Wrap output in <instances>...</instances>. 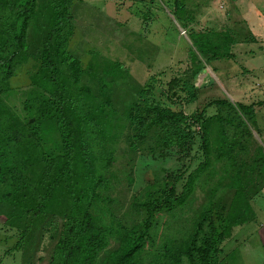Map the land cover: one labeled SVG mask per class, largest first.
<instances>
[{"label": "trees", "instance_id": "1", "mask_svg": "<svg viewBox=\"0 0 264 264\" xmlns=\"http://www.w3.org/2000/svg\"><path fill=\"white\" fill-rule=\"evenodd\" d=\"M73 3L0 0V217L19 234L13 251H34L35 240L38 246L47 236L48 264H218L233 229L256 220L250 203L264 189V151L249 143L252 106L217 99L188 116L140 91L120 117L102 100L107 83L101 80L97 92L83 84L90 70L71 54ZM184 11L176 0L173 15L186 31ZM188 37L190 73L166 93L191 104L199 91L192 81L204 65L231 55L225 36ZM22 70L28 84L19 114L7 99ZM120 73L114 64L106 74ZM212 107L215 114L206 115ZM126 132L132 135L122 142ZM121 143L128 164L172 150L181 163L139 192L132 163L123 175L132 218L124 222L111 211L110 196ZM197 190L207 194L195 211ZM225 193L228 203L220 204Z\"/></svg>", "mask_w": 264, "mask_h": 264}, {"label": "rangeland", "instance_id": "2", "mask_svg": "<svg viewBox=\"0 0 264 264\" xmlns=\"http://www.w3.org/2000/svg\"><path fill=\"white\" fill-rule=\"evenodd\" d=\"M175 2L74 0L71 11L77 31L70 48L72 56L90 70L84 76L83 84L97 92L101 80L107 83L102 100L109 101L120 117L137 101L140 91L148 92L149 102L188 116L217 99L226 98L233 104L252 106L254 115L248 126L252 136L249 143L258 144L264 151V0H180L186 7L181 15L188 24L186 31L181 29L173 15ZM231 29L235 33L231 41L247 34L258 42L248 40L247 44L236 45L234 60L205 64L202 72H206L191 80L199 90L197 99L191 104L171 98L166 90L170 86L177 89L174 84L185 79L191 70L189 50L192 44L188 35L211 32L222 38ZM229 38L230 35L226 36L225 41ZM224 52L229 50L226 48ZM114 64L121 67L116 78L106 74ZM27 84L25 70L11 81L13 91L7 103L19 114L23 101L21 92ZM215 112L212 107L206 115ZM126 135L132 133L126 132L122 142ZM124 150L121 143L113 169L118 181L113 182L115 186L110 192L111 211L122 222L125 217L132 218V213L128 212L132 194L123 177L129 173L131 165L134 164L133 192H139L153 178L162 176L163 170L174 173L181 167L174 150L155 155L144 153L129 164L130 158L121 155ZM261 182H264V176ZM206 194L205 191H196L195 211L203 205ZM221 194L216 196L219 200ZM224 195L220 204L228 203L229 195ZM250 204L256 220L233 229L217 256L218 264H264V189L252 198ZM189 212L187 207L185 213ZM3 217H0V264H48L51 244L47 236L38 246L35 240L34 251L24 250V247L13 251L19 234L2 226ZM172 223L175 222H167L168 225Z\"/></svg>", "mask_w": 264, "mask_h": 264}, {"label": "crops", "instance_id": "3", "mask_svg": "<svg viewBox=\"0 0 264 264\" xmlns=\"http://www.w3.org/2000/svg\"><path fill=\"white\" fill-rule=\"evenodd\" d=\"M240 23V22H239ZM233 30H227L226 34H225V37L226 36H229L230 35V38L229 39H226V47L227 49L229 50V52H231L233 55H231L228 59L226 60H234L235 56H234V53H233V48L236 46V45H239V44H247L248 40L249 41H254V43H257L258 40L254 37V36H247V34L244 36V37H237V40L235 41H231L232 39V35H234V31L232 32ZM197 33V32H195ZM231 33V34H230ZM234 33V34H233ZM224 36V35H223ZM246 38V39H245ZM261 40V39H260ZM263 41V40H262ZM228 52V54H229Z\"/></svg>", "mask_w": 264, "mask_h": 264}, {"label": "water", "instance_id": "4", "mask_svg": "<svg viewBox=\"0 0 264 264\" xmlns=\"http://www.w3.org/2000/svg\"><path fill=\"white\" fill-rule=\"evenodd\" d=\"M206 71L204 70L202 73L204 74Z\"/></svg>", "mask_w": 264, "mask_h": 264}]
</instances>
